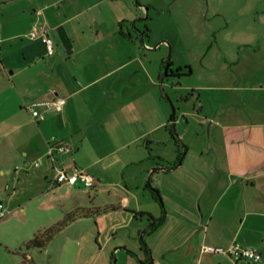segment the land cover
<instances>
[{"label":"crops","instance_id":"0c3cea01","mask_svg":"<svg viewBox=\"0 0 264 264\" xmlns=\"http://www.w3.org/2000/svg\"><path fill=\"white\" fill-rule=\"evenodd\" d=\"M136 3L135 7L132 0H26L22 15L15 19L6 17L5 6L0 5V84L15 103L14 110L7 114L10 116L4 119L9 122L0 134V177L12 182L11 192L0 198L8 213L14 211L22 218L32 205V201H25L28 194L31 199L45 203L48 210L59 207L60 215L68 198L79 205L78 190L83 186L61 183L51 187L48 161L31 172L15 169L45 157L51 136L70 145L73 162L63 156L69 167L95 171L100 180L102 176L96 166L106 156L96 155L99 149L92 144L99 136L100 122L109 131L117 127L127 135L133 136V131L139 130L129 144L149 135L138 149L149 148V143L170 142L171 134L168 138L152 135L163 127L169 129L172 121L157 90L164 79L163 56L159 53L158 59V53L148 52L151 40L144 39V30L136 23L141 17L147 18L149 10L139 0ZM131 22L136 26L135 32L131 31ZM33 26L46 29L54 44L52 55L46 54L40 39L27 36ZM159 44L152 48L160 47ZM147 61L151 62L150 67ZM220 77L226 85L217 89L231 91V95L215 96L216 107H209L203 114H189L202 121L198 131L193 129L194 142H206L203 146L193 144V154L185 163L184 173L178 180L171 179L172 192H162L158 182L154 187L158 198L153 196L151 188L141 193L133 190L140 186L151 162L142 168L145 173L140 172L141 177L135 167L115 181L98 182L100 191L107 190L103 187L106 184L117 188L114 193L126 211V222L122 225L131 226L135 218L142 216L141 224L132 225L140 229L143 216H147L151 223L146 231L159 226L167 232L176 222L167 236L169 239L157 248L158 255L152 252L151 259L139 257L140 263L134 264H264V82L235 84L234 81L244 79L238 72L233 74L231 84L229 75ZM147 86L157 109L152 115L147 111V90L141 92ZM205 87L213 89V86ZM245 91L257 93L250 107L245 103ZM56 96L64 99L63 109L45 111L43 103ZM31 105L43 113L42 119H33ZM182 148L168 143L157 154L166 161L158 170L183 166L189 147L183 148L184 151ZM180 151L184 155L178 160ZM129 163H135L134 159ZM82 192L88 193L85 189ZM164 207L172 211L166 212L167 218L161 216ZM154 222L156 225L151 228ZM109 241L104 242L105 246ZM233 241L256 248L261 254L260 262L200 252L202 244ZM143 252H147L146 247ZM27 259L31 260L24 256L19 264Z\"/></svg>","mask_w":264,"mask_h":264},{"label":"rangeland","instance_id":"374dc122","mask_svg":"<svg viewBox=\"0 0 264 264\" xmlns=\"http://www.w3.org/2000/svg\"><path fill=\"white\" fill-rule=\"evenodd\" d=\"M25 1L0 0V5L5 6L6 17L15 19L22 15V5ZM139 2L145 4L149 10L147 18L141 17L142 20L136 21L144 30V39L149 37L152 47L157 42L161 45L157 48L151 47L148 52L158 53V59L161 53L164 68L167 60L171 63L168 67L169 75L164 77L162 85L159 84L157 90L158 97L169 115L172 114L170 102L173 104L175 138L169 136L170 142L159 145L149 143V148L138 149L137 147L149 138V135L138 137L139 139L129 144L127 142L130 138L136 137L139 130L133 131V136L127 135L117 127L109 131V128L107 130L102 127L100 122L97 130L99 136H96L92 144L99 149L98 153L95 152L96 155L106 156L96 166L102 176L101 180L95 171L93 173L85 171L97 182H112L135 167L139 169L141 177L140 172L145 173L142 168L151 162L140 186L133 190L141 193L144 189L156 187L158 182L162 192L167 190L172 192L170 182L173 179L178 180L184 173L185 163L193 154V144L203 146L206 142L204 140L194 142V130L198 131V125L202 121L193 119L189 114L194 113L195 116L203 114L209 107H216L215 96L231 95V91L217 89L226 85V81H222L220 75H229V84L232 83L235 72L244 77L234 81L235 84L250 85L257 81L264 82V0H139ZM132 4L136 7V0H132ZM129 26L131 31L136 28L132 26V22ZM138 34L140 38L141 32ZM147 65L150 67L151 62L147 61ZM178 67L180 75L170 74L171 70L175 73ZM3 86L0 84V134L9 122L4 119L10 116L7 114L15 108L10 92ZM205 86H213V89L208 90L209 88L206 89ZM145 90L148 115L155 114L157 109L153 105L150 86L142 88L141 92ZM243 94L246 97L245 103L250 107L252 98L257 93L245 91ZM245 103L242 106H245ZM202 104L205 105L203 111ZM186 119L189 123H186ZM171 124L169 122V125ZM152 135L168 138L170 132L168 128L163 127ZM172 142L180 145V149L181 144H184L185 147H189V152L183 158V166L160 171L158 167L166 161L164 162L165 159L157 154L164 151L168 143ZM150 153L152 155L146 158V154ZM141 156L143 157L140 160ZM132 158L135 163H129ZM31 161L21 164L17 170L33 171L34 169H24ZM174 163L176 165L177 162ZM11 186L10 179L0 177V198L5 192H11ZM98 186L99 183L97 188L92 190L79 188L81 195L79 205L72 198H68L65 201L67 207L63 208L61 215L59 207L55 206L53 210H48L41 200L31 199L29 194L25 195V201H32V205L25 210L22 218L14 211L0 218V264H19L26 255L31 260L27 259L25 264H134L140 263L139 257L151 259L152 252L157 256L159 252L157 248L160 243L169 239L167 236L172 233L176 222H171L173 228L167 232L159 226L151 232L146 231L148 224L151 223L147 216H143V225L140 229L132 225L141 224L142 216L135 218L131 226L122 225L126 222L124 217L126 211L122 209L118 203V196L114 193L118 191L117 188L112 184H106L103 187L107 190L100 191ZM84 189L88 193L82 192ZM138 196L141 198L140 194ZM155 204L158 205L156 201ZM158 207L160 209V206ZM166 209L164 207L161 215L165 218L166 212L170 214L172 212ZM86 211L87 215L84 214ZM68 218L70 220L55 232L42 248H25L24 243L35 234L43 232L61 219ZM23 219H26V222L22 221ZM167 220H171V215ZM106 238L110 241L105 246ZM116 247L118 248L114 250ZM144 247L147 252H143Z\"/></svg>","mask_w":264,"mask_h":264},{"label":"built area","instance_id":"2783aa9c","mask_svg":"<svg viewBox=\"0 0 264 264\" xmlns=\"http://www.w3.org/2000/svg\"><path fill=\"white\" fill-rule=\"evenodd\" d=\"M27 36L31 39H40L45 45L46 54H53V41L48 36L46 29L43 26H33L29 30ZM63 105L64 99L60 96H56L52 100L43 103L45 111H61L63 109ZM29 109L31 111V116L33 117V119L43 118V113L38 109H35L33 105L29 106ZM71 154L72 149L69 144L62 142L55 136H51L47 140L45 157L33 159L31 163L28 164L24 169H38L44 164V161H48L51 171V187L61 183H68L70 185L80 183L87 189H94L97 186L98 182L93 176L87 173L84 169H80L75 166L69 167L67 162H64L63 156H68L69 161L73 162ZM19 168V166L15 167V169ZM8 212L9 211L3 207L2 203H0V218L4 217ZM200 252L220 253L228 256L232 260L243 258L252 263H258L261 260V254L256 248L245 246L237 241H233L231 243L202 244L200 247Z\"/></svg>","mask_w":264,"mask_h":264},{"label":"trees","instance_id":"16d2710c","mask_svg":"<svg viewBox=\"0 0 264 264\" xmlns=\"http://www.w3.org/2000/svg\"><path fill=\"white\" fill-rule=\"evenodd\" d=\"M142 33L144 34V31H142ZM170 65V61L167 60V64H166V68H167V71L165 73V77L169 75L168 73V67ZM190 72V71H189ZM172 75H180L181 72H180V68L178 67L176 69V72H172L170 73ZM170 120L172 121V114L170 116ZM169 132L171 134V136L173 138H175L174 134H173V129H172V126L169 125ZM181 147H183L184 149L186 148L184 144H181ZM182 157V152L180 151L179 153V158L178 160H180ZM151 191L153 193V196L155 198H158L159 194H158V191L156 188H151ZM85 215L88 214V211L84 212ZM68 220H70V218L68 219H61L59 221H57L56 223H54L52 226L46 228L43 230V232H40L38 234H35L32 238H30L29 240H27L25 243H24V246L25 248L29 249V248H42L53 236V234L55 232H57L58 230H60L63 225H65ZM156 225V222H154L152 225H151V228H153L154 226ZM22 264H25V262H23Z\"/></svg>","mask_w":264,"mask_h":264},{"label":"water","instance_id":"95a60500","mask_svg":"<svg viewBox=\"0 0 264 264\" xmlns=\"http://www.w3.org/2000/svg\"><path fill=\"white\" fill-rule=\"evenodd\" d=\"M166 71H167V68L165 67V70H164V74H163V76H162V79L165 77V73H166ZM165 97L167 98V99H169V97H168V95L167 94H165ZM170 101V100H169ZM170 105H171V109H172V124H171V126H172V129H173V131H174V125H175V123H174V120H175V118H174V107H173V104L170 102ZM183 153L184 152H182V155H183ZM178 164H179V162H178ZM163 168H165V167H163ZM155 170V169H154ZM153 170V171H154ZM152 171V172H153ZM151 172V173H152Z\"/></svg>","mask_w":264,"mask_h":264}]
</instances>
